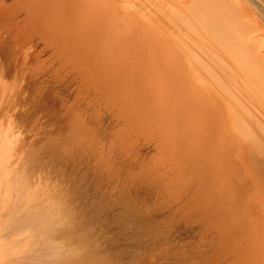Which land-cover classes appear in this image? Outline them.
<instances>
[{"label":"rangeland","instance_id":"obj_1","mask_svg":"<svg viewBox=\"0 0 264 264\" xmlns=\"http://www.w3.org/2000/svg\"><path fill=\"white\" fill-rule=\"evenodd\" d=\"M181 6L0 0V264H264V200L228 155L253 144L181 50L210 31Z\"/></svg>","mask_w":264,"mask_h":264},{"label":"bare ground","instance_id":"obj_2","mask_svg":"<svg viewBox=\"0 0 264 264\" xmlns=\"http://www.w3.org/2000/svg\"><path fill=\"white\" fill-rule=\"evenodd\" d=\"M94 2H96L98 7L97 4H100L98 1H93L90 7L94 6ZM112 4L114 5L113 2ZM180 4L182 5L181 8H186L187 10L189 8L197 21L210 30L206 34V36L208 35L207 40L198 36L201 33L197 31V33L194 32L195 39L189 43L180 41L181 50L194 57L196 59L195 63L199 64V66L196 65L197 69L199 67L207 71L212 77V84H215L230 99L226 101L229 116H232L236 129L245 138H249L252 141L253 147L249 151L250 155L242 153L243 155H239L238 158V152L235 150L237 145L235 147L231 146L228 149V155L230 153L231 155L229 156H233L235 160H238L237 164L247 163L249 167L253 168L252 172L255 173L257 179V187L255 184L253 187L257 191L259 189V198L264 200V162L252 159L254 154H260L264 157V150L257 141L252 140V132L239 117L233 104H238L246 115H250L249 117L264 131L262 119L255 114H251L248 109V105H254L255 103H261L264 106V0H180ZM113 9H116L115 5L111 7V10ZM103 13L105 12L103 11ZM156 38L154 36L153 41H156L155 47L157 46L156 48H158L161 44H158ZM149 39L152 40V38ZM145 40L147 39L145 38ZM161 51L160 53L158 52L160 55L162 54ZM173 53L176 55L175 51ZM177 85L183 87L179 82ZM177 85L175 86L178 87ZM186 99L185 102L198 101V98L195 100L193 96ZM200 99L202 100V98ZM204 103L205 105L207 104L205 99ZM242 167L244 168L245 166L242 165ZM253 176L254 174L251 177L252 179ZM257 191H254V193Z\"/></svg>","mask_w":264,"mask_h":264}]
</instances>
